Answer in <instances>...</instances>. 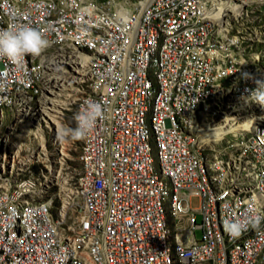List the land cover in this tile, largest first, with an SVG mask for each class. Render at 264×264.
Listing matches in <instances>:
<instances>
[{
  "label": "built area",
  "instance_id": "built-area-1",
  "mask_svg": "<svg viewBox=\"0 0 264 264\" xmlns=\"http://www.w3.org/2000/svg\"><path fill=\"white\" fill-rule=\"evenodd\" d=\"M258 4L0 0V29L27 24L50 41L22 65L0 57V127L7 113L29 131L54 126L45 112L63 110L49 97L62 69L77 79L74 117L87 100L105 108L75 140L80 176L56 213L45 176L20 178L49 161L45 145L24 164L0 135V264H264V220L235 238L223 227L264 216V107L242 78L264 80V59L246 52ZM233 21L245 34L230 35ZM246 117L248 131L200 143Z\"/></svg>",
  "mask_w": 264,
  "mask_h": 264
},
{
  "label": "rangeland",
  "instance_id": "rangeland-1",
  "mask_svg": "<svg viewBox=\"0 0 264 264\" xmlns=\"http://www.w3.org/2000/svg\"><path fill=\"white\" fill-rule=\"evenodd\" d=\"M255 12L252 15L254 21L252 24L245 23V26H249L251 36L254 40L250 48L246 49L247 53H255L258 57L264 59V0H259V4L256 5ZM226 13V12H225ZM228 28H231L230 35H243L245 34V29L239 27V23L229 22ZM248 42L243 43L242 45L247 44ZM63 72L56 73L55 85L58 86V89L55 90V95L49 96L51 101L56 109V112H59L58 108H62L58 118H55L51 114V118L58 122V125L55 127L49 125L46 128L42 127L41 135L43 139L41 140L34 134V129L25 133L22 125H14L11 114H6L3 120V125L0 127V135L8 137V145L12 148L13 146H20L22 149L20 161L23 160L29 153L36 151L40 148L41 143L44 146V155L48 157L49 161L43 162V164H37L30 167L24 176L20 178H26L29 175L40 176L41 174L47 179H40L42 181H48L51 183L49 189L44 195V199H50L52 205L54 206V212H57V209L61 204L65 203L66 196L74 193V189L77 183V180L80 176V162H79V144L75 140H63L58 138L57 132L61 126L74 127V100L79 96L78 91L76 90V85L71 83L68 88H64L62 85H67L74 78L72 73L67 69H62ZM77 81V79H74ZM26 123V122H25ZM25 125V124H23ZM210 129H206L199 136V141H205L209 139ZM13 133V134H10ZM227 135L223 140H225ZM222 140V141H223ZM205 143V142H204ZM66 148V150L61 151V147ZM13 150V149H12ZM42 156V155H41ZM44 157V156H43ZM73 203H76L74 199ZM69 207L68 216L73 217V207ZM199 222V218L197 219ZM198 236V234H197Z\"/></svg>",
  "mask_w": 264,
  "mask_h": 264
},
{
  "label": "clouds",
  "instance_id": "clouds-1",
  "mask_svg": "<svg viewBox=\"0 0 264 264\" xmlns=\"http://www.w3.org/2000/svg\"><path fill=\"white\" fill-rule=\"evenodd\" d=\"M50 46L46 35L38 28L30 25H10L0 29V57H7L15 64L22 65L26 55H40ZM246 80H252L254 89H246L249 96L248 103H255L264 107V80L255 79L250 74H243ZM105 116L104 106L95 100H87L75 115V127L61 126L58 129V138L63 140H81L91 133L97 121ZM264 216L256 215L247 221L226 219L223 222L224 231L231 237H239L249 225L259 227Z\"/></svg>",
  "mask_w": 264,
  "mask_h": 264
},
{
  "label": "bare ground",
  "instance_id": "bare-ground-1",
  "mask_svg": "<svg viewBox=\"0 0 264 264\" xmlns=\"http://www.w3.org/2000/svg\"><path fill=\"white\" fill-rule=\"evenodd\" d=\"M223 10H224V6H219L218 10L215 13L217 16L220 15L222 19L224 17V14L222 13ZM228 10L234 11V8L231 6L230 8H228ZM62 86L64 88H68L70 86V83H68L67 85H62ZM50 111L49 112L46 111L45 114L48 117L49 121L52 122L54 124V126H56V125H58V122L56 120H53V118H51ZM24 118L25 117L23 116V118L21 120L23 121ZM23 126H24L23 130L25 131V133L29 132L30 128L28 127V125L25 124ZM30 126L35 128V135L42 140L43 137L41 135L39 124L32 122V124H30ZM212 128L213 129H211L209 132L210 138L206 139L205 141H201V142H205V143L221 142L225 138V136L228 135L229 133L238 132V131H248L251 128V120L246 117V118H243L241 120H237L236 122L228 123L224 126H216V127H212ZM41 145H42V143H41ZM63 150L65 151L66 148H63V146H62L60 152ZM31 158H32V156H29L28 158L24 159L23 160L24 164H27V162L31 161ZM36 158L39 159L38 157H36Z\"/></svg>",
  "mask_w": 264,
  "mask_h": 264
}]
</instances>
